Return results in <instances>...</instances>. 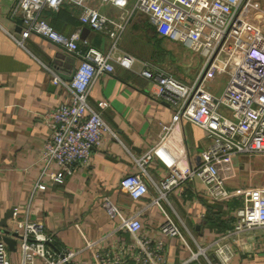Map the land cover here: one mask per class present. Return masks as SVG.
Listing matches in <instances>:
<instances>
[{
  "label": "crops",
  "instance_id": "obj_1",
  "mask_svg": "<svg viewBox=\"0 0 264 264\" xmlns=\"http://www.w3.org/2000/svg\"><path fill=\"white\" fill-rule=\"evenodd\" d=\"M16 2L0 0V219L14 208L16 215L9 220L12 228L26 216L42 222L53 237L55 250H77L66 264H135V252L130 250L134 237L119 227V215L112 217L108 212L109 202L122 216L139 212L142 234L152 244L163 241L164 252L156 264H223L215 251L217 242L232 253L227 264H264V226L220 239L235 218L234 204H242L244 190L264 187V153L233 154L220 163L230 189L226 198L212 199L198 178H188L161 205L150 203L157 194L152 181L162 180L173 170L186 172L200 161L210 141L204 129L187 120L161 139L162 124L170 121L173 105L158 96L155 77L140 73L143 63L184 82H192L199 66L194 59L181 57L179 42L160 36L142 13L135 15L120 42L123 50L137 58L133 68L114 63L113 72L101 74L88 97L114 134L105 133L93 146L89 163L77 164L63 183L45 175L46 184L36 185L43 168L42 147L54 130L48 113L70 98L65 85L54 82V73L69 82L79 59L35 33L24 45L17 42L11 35L19 36L22 28L16 21L20 16L12 12ZM91 4L113 17L122 12L107 2L92 0ZM253 10L260 16L251 17ZM79 14L80 8L71 5L44 11L46 19L65 35L80 29L91 45L107 48L109 38L84 25ZM243 14L264 30V0H246ZM185 45L192 48L189 41ZM146 153L151 154L145 166L151 193L134 199L120 187V180L141 170L138 159ZM55 169L53 164L51 170ZM162 208L175 220L192 250L208 247V258L191 259L190 249L179 236L162 232ZM21 256L19 249L10 250L14 264H19Z\"/></svg>",
  "mask_w": 264,
  "mask_h": 264
},
{
  "label": "built area",
  "instance_id": "obj_2",
  "mask_svg": "<svg viewBox=\"0 0 264 264\" xmlns=\"http://www.w3.org/2000/svg\"><path fill=\"white\" fill-rule=\"evenodd\" d=\"M92 0H17L13 15L22 18L19 36L13 38L24 45L32 34L41 35L74 54L79 59L73 78L69 82L54 73V82H62L70 98L61 102L49 113L54 130L43 144V168L37 186L46 184L49 175L56 183H63L77 164H88L93 146L103 140V135L113 132L101 113L89 104L92 86L101 74L111 73L114 63L133 68L137 58L121 48V39L137 13H142L154 25L160 36L191 42L192 49L202 54V62L192 82H184L161 68L144 62L140 73L155 77L158 96L173 105L168 123L162 124L161 139L177 130L185 120L206 132L209 144L202 151L200 161L186 172L170 171L162 180L152 181L157 194L151 204L161 205L168 194L188 178H198L205 192L214 200L230 195L220 163L233 154L264 153V30L247 20L244 12L246 0H98L119 7L122 12L113 17L103 13ZM78 6L79 19L91 29L109 38L107 48L90 44L80 29L70 35L57 30L44 16L48 9L58 10L63 5ZM227 76L220 94L210 91L209 83L218 76ZM151 158L146 153L138 159V172L124 175L120 187L132 198L140 199L151 193L146 163ZM56 166L51 170L52 165ZM112 217L119 215V227H125L134 237L130 245L135 252V264H156L164 252L163 241L142 234L143 223L139 212L122 216L118 208L107 203ZM165 220L162 232L179 236L191 251V259L207 256L208 247L192 250L175 220L162 208ZM16 215V211H14ZM264 226V187L244 190L242 204L235 210L233 227L220 239L239 235L255 227ZM21 238L18 249L22 256L19 264H66L77 250L57 251L53 237L45 232L42 222L25 217L12 228ZM216 254L227 264L232 253L227 245L217 242ZM182 262L180 264H184ZM0 264H14L10 250L0 239Z\"/></svg>",
  "mask_w": 264,
  "mask_h": 264
},
{
  "label": "water",
  "instance_id": "obj_3",
  "mask_svg": "<svg viewBox=\"0 0 264 264\" xmlns=\"http://www.w3.org/2000/svg\"><path fill=\"white\" fill-rule=\"evenodd\" d=\"M16 21L18 24L20 25L22 24L21 17L18 18ZM74 73H75V70L72 72L69 78H67L68 81H70L73 78ZM13 216H14V208H10L4 213L3 217L0 219V239L6 242L9 250L17 251L18 250L17 245H18L19 239L21 238V235L17 231L12 230V226L9 220Z\"/></svg>",
  "mask_w": 264,
  "mask_h": 264
},
{
  "label": "rangeland",
  "instance_id": "obj_4",
  "mask_svg": "<svg viewBox=\"0 0 264 264\" xmlns=\"http://www.w3.org/2000/svg\"><path fill=\"white\" fill-rule=\"evenodd\" d=\"M255 13V14H254ZM257 12L255 10L252 11V13L250 14L251 17L253 15V17H259L260 16V12H258L257 14H259L257 16L256 14ZM176 41V40H175ZM179 42V55L181 57H183L184 55H186V59H194V61H196V65L200 66L201 62H202V54H200L199 52L195 51L194 49H192L191 47L185 45L184 42ZM226 80H227V76L225 75H221L218 76L212 83H209V90L212 91L215 94H220L226 84ZM17 252V251H14Z\"/></svg>",
  "mask_w": 264,
  "mask_h": 264
},
{
  "label": "trees",
  "instance_id": "obj_5",
  "mask_svg": "<svg viewBox=\"0 0 264 264\" xmlns=\"http://www.w3.org/2000/svg\"><path fill=\"white\" fill-rule=\"evenodd\" d=\"M65 5H66V4H65ZM65 5H63V6H65ZM240 205H241V203H240V204H234L235 209H236V207H238V206H240ZM233 220L235 221V218H234ZM233 220H231V225H230L227 229H231V228L233 227V224H234ZM227 229H226V230H227ZM226 230H224V232H225Z\"/></svg>",
  "mask_w": 264,
  "mask_h": 264
}]
</instances>
